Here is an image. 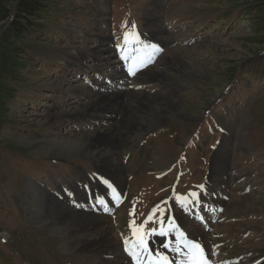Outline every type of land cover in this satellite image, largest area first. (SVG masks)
<instances>
[{"label":"rangeland","instance_id":"1","mask_svg":"<svg viewBox=\"0 0 264 264\" xmlns=\"http://www.w3.org/2000/svg\"><path fill=\"white\" fill-rule=\"evenodd\" d=\"M46 1L50 12L30 15L33 29L15 39L20 0H0V264H100L88 245L98 231L66 210L86 211L88 192L123 190L133 227L169 201L149 231L174 209L189 216L170 215L184 233L228 240L237 263L264 257V0ZM140 32L150 37L148 79L103 109L96 83L115 77L103 51L132 54ZM103 139L110 145L96 147ZM24 157L40 172L19 166ZM196 190L222 208L211 228L180 202ZM91 199L89 209L103 203Z\"/></svg>","mask_w":264,"mask_h":264},{"label":"bare ground","instance_id":"2","mask_svg":"<svg viewBox=\"0 0 264 264\" xmlns=\"http://www.w3.org/2000/svg\"><path fill=\"white\" fill-rule=\"evenodd\" d=\"M95 52L100 53V51L98 50H96ZM103 52L107 54L106 61H103L104 63H106V67L108 68L110 66L118 70L116 72L118 79L125 80L128 77L129 73H123L121 69H118L119 61L113 58L114 56L111 50L105 47ZM148 69H150V67L142 70L141 72H139V74L143 76L146 75L148 77V75L146 74H149L150 72L148 71ZM144 79L148 78L144 77L141 80ZM111 84H113V81L111 82ZM111 84L108 85L105 90H103V88L101 89V87L99 86V89L101 90H99V92L95 91V93L93 94L95 96L94 100H98L97 102L101 103L100 105L103 109H107L106 104L114 106L113 103H118V99L121 97V94H123L122 96H127V93L129 94L130 92V90H126L122 87L117 86L119 85L118 82H116V87H113L114 84ZM123 86L125 87V85ZM147 98L148 100H150V95ZM111 110L112 107H110L108 111L112 112ZM110 116H108L107 118H109ZM101 121L103 122L104 120L101 119ZM109 143H111V141H107L106 139L98 140V145H96V147L100 146L106 148L110 145ZM119 170L121 169L119 168ZM116 181L119 185H122V183H124V179L121 173L117 175ZM119 192L120 191L117 192V197L114 199L106 198L104 193H86L85 199L83 200L84 202H78L80 207L86 208V211L82 212L77 209L66 210L67 208L62 205L57 206V208L62 211L61 214H65V210L67 214H72L71 218L65 216L67 220L78 222L79 225H82L84 230H92V233L94 235L98 231L99 238L90 240L88 245L90 246L91 250H94L95 253H97L99 256H102L100 264H163L164 257L167 258L169 264H189V261L191 260V254H195L198 259L206 261V264H240L237 263L242 260L239 258L240 253L233 251L231 243L225 239H213L211 242V246H205V249L207 251H202L201 253L200 249L202 247V242L200 238L204 233H200V231L199 233L195 234L191 231V236L187 235L186 233L189 234L188 230L181 229L180 221L177 218L173 219L175 217L174 215L169 217V219L166 221V224L162 227L164 229L159 232H151L140 225L133 227V223L132 221H130L131 211L129 210L130 207L128 205L129 199L126 198L123 192ZM89 193H92L94 195L89 196ZM92 196H95L96 198L99 197L101 201L103 200L102 205L97 208L98 210L96 208L89 209V206L93 201V199H91ZM87 201H89V204L86 203ZM184 201L185 202L183 203V206L188 211H191L193 208V210L195 209L196 212H201L200 208H207L217 213L219 210L220 203L218 204V202H216L214 199L212 200L211 198L206 197L204 193H197L196 197H192L191 195L186 196ZM93 202L98 205L97 201ZM95 203L94 206L97 207ZM101 208L103 209V212L100 211ZM104 212L109 213L107 215L100 214ZM192 213L194 215L196 214L194 211H192ZM128 217L130 218L129 222ZM179 217L180 219L182 218V221L184 219L187 220L185 217ZM120 227H123V229L125 230L118 232L117 228ZM183 231L186 233H184ZM161 232H163L164 234L161 235ZM141 241H143V243H141ZM193 243L199 244L200 249L192 248ZM165 244H168V247H164ZM211 248L213 249L214 255H211V253L209 252V249ZM130 252L132 253V255L129 254ZM257 259L251 261V264H256L255 261H257ZM241 264L248 263L243 262ZM259 264L264 263H261L260 260Z\"/></svg>","mask_w":264,"mask_h":264},{"label":"trees","instance_id":"3","mask_svg":"<svg viewBox=\"0 0 264 264\" xmlns=\"http://www.w3.org/2000/svg\"><path fill=\"white\" fill-rule=\"evenodd\" d=\"M45 0H20V5L18 7L19 11H16V14L14 15V19L12 20L9 28L10 34L17 39L21 37L22 34H25L29 32V30L33 29L34 24L31 23L30 15L32 14H38L37 12L44 11V12H50L48 1ZM3 89H1V92ZM38 96H34L33 99L29 100L31 102L32 100H36ZM3 110L0 109V112ZM23 169H31L32 172H38V165L35 164V162L30 159L24 157V159L15 160ZM16 163V164H17ZM36 170V171H35Z\"/></svg>","mask_w":264,"mask_h":264},{"label":"snow or ice","instance_id":"4","mask_svg":"<svg viewBox=\"0 0 264 264\" xmlns=\"http://www.w3.org/2000/svg\"><path fill=\"white\" fill-rule=\"evenodd\" d=\"M131 71H132V70L130 69V72H131ZM132 74H135V73L132 72ZM200 187H203V186L201 185ZM190 195H191L192 197H196L197 193L193 192V193H190ZM154 211H155V210H154ZM151 219H152V216L150 215V216L148 217V220H151ZM145 222H147V221H145ZM152 231L154 232L155 229H153ZM160 234L163 235L164 233L161 232ZM141 243H143V241H141ZM164 247H168V244H165ZM192 248H194V249H200V246H199V244H195V243H193V244H192ZM174 250H175V249H174ZM200 252L202 253V249H200ZM129 254L132 255L131 252H130ZM190 254H191V253H190ZM163 264H169V262H168V260H167L166 257H164ZM189 264H206V261H203L202 259H198L197 256H196L195 254H191V260L189 261Z\"/></svg>","mask_w":264,"mask_h":264}]
</instances>
